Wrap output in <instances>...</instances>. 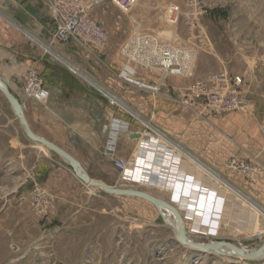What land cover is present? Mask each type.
<instances>
[{
	"label": "crops",
	"instance_id": "obj_1",
	"mask_svg": "<svg viewBox=\"0 0 264 264\" xmlns=\"http://www.w3.org/2000/svg\"><path fill=\"white\" fill-rule=\"evenodd\" d=\"M165 2L156 1L158 6L166 4L159 18L161 25L156 28L159 30L168 27L165 14L171 3ZM148 8L147 14L133 10L130 23L122 22L113 11L97 16L96 9L93 17L107 30L109 42L102 48L87 49L75 40L63 44L54 37L57 23L48 0H0V77L19 99L35 134L70 153L92 179L110 186L114 183L99 175L107 171L113 178L114 172H119L106 149V128L113 115L129 117L127 112H131L139 119H133L132 126L118 135L116 146L117 157L139 160L138 169L131 172L130 178L126 177V182L154 196H164L182 214L188 236L213 235L224 223L226 213L235 216L238 208L246 217L241 221L244 230L253 234L263 225L259 221L264 210V173L247 174L227 168L223 159L254 163L255 159L249 157L254 154L264 160V113H257L251 104L245 111L214 116L209 121L198 120L191 116L190 106L182 102L191 78L168 76L165 80L179 88L183 108L125 80L127 75L144 82L158 78V74L162 76L159 68L148 70L128 63L121 53L122 45L133 33L147 32L143 22L151 20L153 7ZM155 31L151 33H165V29ZM100 57L103 59H93ZM219 67L218 70H224L225 66ZM30 71L37 72L43 83L42 96L25 88ZM83 72L90 73L98 83ZM207 73H197V77ZM106 92L115 95L128 111L112 105ZM255 95L248 93L251 101ZM153 143L165 147L169 156L179 157L178 168L169 165L159 151L155 152L157 159L153 158L149 150L151 145L155 147ZM0 167L3 181L19 182L11 188L14 199L9 206L26 213L24 229L28 239L39 232L29 197L32 186L43 187L52 197L49 210H45L47 215L38 214L46 220L60 218L64 207L74 205L79 181L75 172L57 152L29 137L1 91ZM183 188L191 190L189 198L182 194ZM18 194L22 195L20 200L16 199ZM183 198L189 202L183 203Z\"/></svg>",
	"mask_w": 264,
	"mask_h": 264
},
{
	"label": "rangeland",
	"instance_id": "obj_2",
	"mask_svg": "<svg viewBox=\"0 0 264 264\" xmlns=\"http://www.w3.org/2000/svg\"><path fill=\"white\" fill-rule=\"evenodd\" d=\"M156 1L138 0L130 11H124L112 0H107L98 8L97 16L113 11L122 22L130 23L129 17L133 10L147 14L148 7H153L150 11L151 20L143 22L145 31L156 30L155 32L160 33L165 29V33L160 35L167 41L194 48L197 51L195 69L198 74L221 71L218 68L224 65L225 71L243 75L248 93H256L251 104L257 113L263 114L264 0H201L208 12L202 16L203 32L200 34L188 32L184 20L177 26L168 25L163 29H156L161 25L159 18L166 5L158 6ZM186 1L166 0L165 3L183 6ZM94 54L96 53L86 52V55ZM93 59L99 61L103 58ZM83 73L98 83L90 73ZM159 81L160 74L158 78L145 79L149 83ZM157 95L170 100L176 107L183 108L178 87L166 82ZM189 109L191 116L198 120L209 121L214 117L203 112V107L192 106ZM140 118L146 119L144 116ZM249 157L257 158L264 165V160L256 155L250 154ZM231 159L233 158L223 159L227 168ZM2 175L0 167V264H264V257L250 260L235 254L204 251L183 244L172 218L165 219L158 206L143 198L110 194L85 183L79 177L74 205L64 207L60 218L56 217L51 221L38 215L40 213L46 216L47 213L35 208L33 194L36 192L34 186L30 188L32 215L36 217L39 232L28 239L24 229L27 223L26 213L9 206L10 200L14 199L11 188L19 182L3 181ZM99 175L106 177L107 182L114 183L116 187L138 188L137 185L127 183L128 179L122 172L115 171L113 178L107 171H102ZM221 179L230 183L225 177ZM242 195L246 197L244 193ZM21 198L22 195L18 194L16 199ZM159 198L164 199V196ZM50 206L51 203L46 210ZM163 211L167 210L163 208ZM243 218H246L245 214L238 208L235 216L226 213L224 223L221 222L220 228L213 235L192 233V238L188 237L200 243L226 241L248 251L258 249L264 242V210L259 221L263 224L262 228L255 230L253 234L244 230L241 222ZM27 232L31 233V230Z\"/></svg>",
	"mask_w": 264,
	"mask_h": 264
},
{
	"label": "built area",
	"instance_id": "obj_3",
	"mask_svg": "<svg viewBox=\"0 0 264 264\" xmlns=\"http://www.w3.org/2000/svg\"><path fill=\"white\" fill-rule=\"evenodd\" d=\"M48 1L57 23L54 37L59 42L66 44L75 40L87 49L107 46L109 34L104 26L93 17V12L107 0ZM112 1L124 11H130L138 3V0ZM207 12L208 9L201 0H187L183 6L180 4L169 5L165 20L171 26H177L184 20L188 32L200 34L203 32L202 16ZM121 53L128 63L148 70L154 68L161 70L160 81L154 83L140 81L130 75L125 77V80L139 84L154 93H161L162 86L168 76L191 78L193 81L183 93L182 102L190 107H203V112L207 115L218 116L233 111H245L251 105L248 90L246 89V80L243 75L221 70L209 72L204 77H197L195 69L197 51L191 47L172 44L160 34L135 32L124 42L121 47ZM25 88L29 93H34L38 96L45 94L43 83L35 71H30L27 74ZM106 96L112 105L123 109L126 107L115 95L106 92ZM127 114L129 117L118 115L111 117L110 123L106 128L108 136L106 149L113 156L114 165L119 172L130 178L131 172H135L138 169L139 160L137 158L124 159L116 156L118 135L132 126L133 119H138L129 111ZM153 145L155 147L151 145V148H149L152 151L153 158L157 159L155 152L159 151L167 157L169 165L171 164L173 167L178 168L179 157L173 158L169 156L168 153H165L166 148H159L157 143H153ZM151 165L154 167L155 164L151 163ZM229 167L247 174L264 173V165L257 158H255L254 163L233 158L229 163ZM34 191L36 192L33 194L35 208L40 212H45L52 201L51 196L43 187L38 185L34 187ZM181 192L185 197H188L191 190L183 188ZM183 199V203L189 202L187 198ZM180 208L184 209L185 205L181 204Z\"/></svg>",
	"mask_w": 264,
	"mask_h": 264
},
{
	"label": "water",
	"instance_id": "obj_4",
	"mask_svg": "<svg viewBox=\"0 0 264 264\" xmlns=\"http://www.w3.org/2000/svg\"><path fill=\"white\" fill-rule=\"evenodd\" d=\"M0 91L6 96V98L10 102V104L13 107L16 115L20 118V120H21L27 134L29 135V137L31 139L37 141V142L42 143L43 145H45L47 147L53 149L55 152H57L71 166V168L75 172L76 176L79 177L81 180H83L85 183L92 185V186H95V187H98V188H101L110 194L135 196V197L143 198V199L153 203L154 205L170 208L174 212V214H175V216L179 222V225H180V241L183 244H187L188 246H191L195 249L207 250L209 248H217L221 243L225 242L228 245H230L231 247H233L237 251L239 256H242L245 259L257 260V259H261V257H263V255H264V242L254 252L245 253L242 247H240L234 243H231V242L216 241L215 245L207 246L205 243H197L195 241H189L187 239V230H186L184 218H183L182 214L179 212V210L173 204H171L170 202H168L162 198L154 196V195H152L146 191H143V190H138V189H133V188L114 187V186H110V185H108L102 181L92 179L89 176L88 172L82 167L80 162L75 157H73L70 153H68L67 151H65L64 149H62L61 147H59L55 143H53V142H51V141H49V140H47L41 136H38L37 134H35L31 130V128H30V126H29V124H28V122L24 116L22 104L20 103L19 99L11 92L6 81L1 77H0ZM79 169H81L83 171V173Z\"/></svg>",
	"mask_w": 264,
	"mask_h": 264
},
{
	"label": "bare ground",
	"instance_id": "obj_5",
	"mask_svg": "<svg viewBox=\"0 0 264 264\" xmlns=\"http://www.w3.org/2000/svg\"><path fill=\"white\" fill-rule=\"evenodd\" d=\"M163 37V36H162ZM165 37V36H164ZM174 43V42H173ZM43 145V144H42ZM65 160V159H64ZM82 173H83V171L81 170V169H79ZM156 206H158V205H156ZM159 208H160V211H161V213H162V215L164 216V218L165 219H167L168 217H171L172 218V223H173V225H174V227H175V230L178 232V234H179V239H180V225H179V222H178V220H177V218H176V216H175V214H174V212L170 209V208H168V207H162V206H158ZM163 208H165L167 211L165 212V211H163ZM172 215L174 216V217H172ZM187 239L189 240V241H194V240H192V239H190L189 237H188V234H187ZM196 242V241H195ZM197 243H200V242H197ZM207 246H213V245H215L216 244V241H210V242H204ZM187 245V244H186ZM241 247V246H240ZM209 250H215V251H217V252H221V253H225V254H235V255H237V256H239L238 255V253H237V251L233 248V247H231L230 245H228L227 243H221L217 248H209V249H207V250H204V251H209ZM243 250H244V252L245 253H251V252H254L256 249H253V250H250V251H248V250H246L245 248H243ZM3 254V253H2ZM2 257V256H1ZM240 257H242V256H240ZM263 257H264V255H263ZM263 257H261V258H263ZM2 261V260H1Z\"/></svg>",
	"mask_w": 264,
	"mask_h": 264
}]
</instances>
